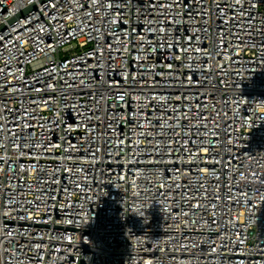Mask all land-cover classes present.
<instances>
[{
	"label": "built area",
	"instance_id": "obj_1",
	"mask_svg": "<svg viewBox=\"0 0 264 264\" xmlns=\"http://www.w3.org/2000/svg\"><path fill=\"white\" fill-rule=\"evenodd\" d=\"M0 264H264V0H0Z\"/></svg>",
	"mask_w": 264,
	"mask_h": 264
}]
</instances>
